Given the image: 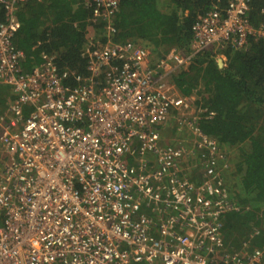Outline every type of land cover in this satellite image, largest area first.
Wrapping results in <instances>:
<instances>
[{"label": "built area", "instance_id": "obj_1", "mask_svg": "<svg viewBox=\"0 0 264 264\" xmlns=\"http://www.w3.org/2000/svg\"><path fill=\"white\" fill-rule=\"evenodd\" d=\"M24 1L0 0V85L13 95L0 111V264H264V246L224 249L234 205L216 177L219 147L195 126L203 109L169 83L205 51L264 43L250 0L215 5L192 25L187 55L172 49L155 64L143 44L114 41L119 0H83L106 32L87 48L85 77L47 56L22 72L12 39ZM173 111L193 140L164 147ZM198 154L203 174L191 183L180 163Z\"/></svg>", "mask_w": 264, "mask_h": 264}, {"label": "trees", "instance_id": "obj_2", "mask_svg": "<svg viewBox=\"0 0 264 264\" xmlns=\"http://www.w3.org/2000/svg\"><path fill=\"white\" fill-rule=\"evenodd\" d=\"M228 0H119L113 25L117 43H141L152 51L155 64L176 49L187 55L191 27L201 15L218 3ZM262 1L250 0L247 18L258 28L264 23ZM19 28L13 44L23 54L21 69L31 72L53 57L60 72L88 76L87 48L105 41V23L93 18L83 0H27L18 6ZM4 11L0 6V21ZM91 41V42H89ZM100 42V43H98ZM220 54L225 61L219 68L212 49L196 55L185 68L169 75L180 97L193 98L191 107L203 109L195 126L215 140L219 147L217 167L221 170L223 188L234 205L222 220L221 234L227 252H246L264 246V43L250 38L243 51L225 48ZM9 96L10 91L8 92ZM5 104H0L4 109ZM173 111L159 128L160 141L168 126L173 137L193 140L192 134L178 123ZM167 133V132H166ZM172 143L165 142L164 147ZM201 155L180 163L189 182H197L203 174ZM226 165V168L223 166ZM238 230L240 237L231 242ZM227 241V242H226Z\"/></svg>", "mask_w": 264, "mask_h": 264}, {"label": "rangeland", "instance_id": "obj_3", "mask_svg": "<svg viewBox=\"0 0 264 264\" xmlns=\"http://www.w3.org/2000/svg\"><path fill=\"white\" fill-rule=\"evenodd\" d=\"M152 58H153V60L155 59L153 56V53H152ZM9 89H10V86H8V85H0V104H4L10 99V96L8 94ZM182 134H186V133H182ZM162 136L164 137V139H162V143L168 142V143H172V144H176V143L186 144L189 141V139H187L185 136L181 137L180 135H176V134L174 137H173V135L171 136L168 133V126L163 131ZM230 237L231 238H230L229 242H231L233 239L239 238L240 237L239 231L238 230L233 231L231 233Z\"/></svg>", "mask_w": 264, "mask_h": 264}, {"label": "clouds", "instance_id": "obj_4", "mask_svg": "<svg viewBox=\"0 0 264 264\" xmlns=\"http://www.w3.org/2000/svg\"><path fill=\"white\" fill-rule=\"evenodd\" d=\"M27 0H25L24 2H22V3H25ZM229 1V0H228ZM21 3V4H22ZM228 3V2H227ZM20 5V4H19ZM18 5V6H19ZM215 5H219L218 3H215L212 7H211V9L215 6ZM227 5V4H226ZM220 6V5H219ZM220 7H222V6H220ZM225 7V6H224ZM223 8V7H222ZM2 9H3V7H2ZM210 9V10H211ZM4 11V10H3ZM17 11H18V7H17ZM17 11H16V17H17ZM4 20V19H3ZM17 20H18V18H17ZM18 23H19V21H18ZM20 25V24H19ZM19 28V27H18ZM16 34V33H15ZM14 34V35H15ZM14 38V37H13ZM12 44H13V39H12ZM14 45V44H13ZM15 47V46H14ZM149 48V47H148ZM219 50H217L216 51V49H212V52L214 53V55H215V57H216V60H218V59H220L221 60V62L222 61H225L224 59H222V55H220V54H215L216 52H218ZM151 53H152V51H151ZM217 56H219V57H217ZM221 56V57H220ZM160 60V59H159ZM194 108V107H193ZM195 109V108H194ZM185 133L187 134V132L185 131ZM161 143H162V141H161ZM162 144H164V143H162ZM177 144V143H176Z\"/></svg>", "mask_w": 264, "mask_h": 264}, {"label": "crops", "instance_id": "obj_5", "mask_svg": "<svg viewBox=\"0 0 264 264\" xmlns=\"http://www.w3.org/2000/svg\"><path fill=\"white\" fill-rule=\"evenodd\" d=\"M223 63H224V61H222V64H223ZM9 91H10V95L13 97V95H12V93H11V88L9 89ZM12 99H13V98L10 97V99L6 102L4 109H0V111H4V110L7 108L9 102H10Z\"/></svg>", "mask_w": 264, "mask_h": 264}, {"label": "water", "instance_id": "obj_6", "mask_svg": "<svg viewBox=\"0 0 264 264\" xmlns=\"http://www.w3.org/2000/svg\"><path fill=\"white\" fill-rule=\"evenodd\" d=\"M217 63H218L219 68H221V66H222V62H221L220 59L217 60Z\"/></svg>", "mask_w": 264, "mask_h": 264}]
</instances>
